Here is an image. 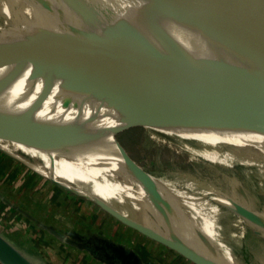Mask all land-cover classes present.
<instances>
[{
	"label": "bare ground",
	"instance_id": "bare-ground-1",
	"mask_svg": "<svg viewBox=\"0 0 264 264\" xmlns=\"http://www.w3.org/2000/svg\"><path fill=\"white\" fill-rule=\"evenodd\" d=\"M40 32L59 46L35 40ZM107 33L264 71V61L216 36L185 0H0V37L32 38L33 48L56 55L46 67L29 60L0 65V148L223 264H264L247 241L264 251V224L236 211L264 219V118L199 78L79 44ZM112 92L145 98H114ZM128 122L187 161L153 171L139 166L116 137ZM151 175L180 192L167 197L152 190ZM229 183L238 193L246 188L245 198L232 197L237 189Z\"/></svg>",
	"mask_w": 264,
	"mask_h": 264
},
{
	"label": "water",
	"instance_id": "water-1",
	"mask_svg": "<svg viewBox=\"0 0 264 264\" xmlns=\"http://www.w3.org/2000/svg\"><path fill=\"white\" fill-rule=\"evenodd\" d=\"M185 2L195 18L211 26L216 36L228 38L242 45L244 49L264 61V0H185ZM47 37L56 48L59 46L57 40ZM67 38L71 39L72 37L67 36ZM34 39L38 41L40 38L36 36ZM23 43L21 45L24 46H19L20 43H16L17 46L2 44L0 46V65L29 60L36 65L46 67L55 62L56 55L52 53L51 49H35L30 40ZM79 44L118 53L194 76L208 82L228 96L242 101L254 109L258 116L264 118V71L262 70L205 52L187 50L157 40L136 38L118 33H107L100 38L83 37ZM42 45L47 46L43 42ZM110 96L137 100L145 98L144 95L132 92H112ZM132 124L138 123L128 122L125 127ZM81 195L91 199L126 225L179 252L195 264H223L180 240L166 236L150 226L112 211L108 205L97 198ZM236 211L250 220L264 224L263 218L247 210L236 209ZM0 262L2 264H38L15 247L1 232Z\"/></svg>",
	"mask_w": 264,
	"mask_h": 264
},
{
	"label": "crops",
	"instance_id": "crops-1",
	"mask_svg": "<svg viewBox=\"0 0 264 264\" xmlns=\"http://www.w3.org/2000/svg\"><path fill=\"white\" fill-rule=\"evenodd\" d=\"M0 204L12 215L8 217L6 211L9 222L0 224V231L38 264H195L187 258L172 263L178 254L171 262L159 261L154 254L150 257L144 245L152 243L150 238L115 219L97 216V209L84 202L54 193L42 198L0 189ZM16 219L27 229L17 225Z\"/></svg>",
	"mask_w": 264,
	"mask_h": 264
},
{
	"label": "rangeland",
	"instance_id": "rangeland-1",
	"mask_svg": "<svg viewBox=\"0 0 264 264\" xmlns=\"http://www.w3.org/2000/svg\"><path fill=\"white\" fill-rule=\"evenodd\" d=\"M36 36L37 37L39 36L40 38L38 39V41L40 40L44 44H47L48 46H51L53 48L55 47L54 43L43 33L40 32ZM6 38L7 37H2V36L0 37V46H2V44H8L9 46H17L15 45L16 43H20L19 46H24L21 44H24L23 42L25 41L14 40V39L6 41ZM116 137L119 143L124 147L128 157L132 161L136 162V164H138L139 166H146L150 168V171H153L154 169H162V165H165V168L166 167L174 168L175 165H180L187 161V157L179 156L178 154L171 152L165 146L164 147L156 146L154 144V141L147 136L144 128L140 124H132L128 127L120 129L116 133ZM28 164L30 163L26 164L22 160L21 161L18 160L0 148V189L1 190H5V189L11 190L12 189V190H18L19 192H29V193L34 194L35 196L42 197V198H46L48 197V195L54 193V194H57V196L61 198L67 197L71 201L75 200L77 202H84L85 204H90V206L97 209V216H98V213H100L101 215L117 220L118 224H123L125 226H128L122 221H120L113 214L105 210L103 207L96 204L91 199L84 197L77 191L70 189V188H66L56 182V180L66 182L64 179H61L53 174H50L35 165H32V164L28 165ZM187 168L189 171L188 173L190 174H193L196 171V169L193 167H187ZM201 179L202 177H200L198 181H202ZM150 185H151L150 187L152 188V190L161 191L167 197H171L172 194L174 193L178 194L180 192V190L168 189V185L165 182H163L161 179L154 177L152 175L150 176ZM159 185L163 186V188H161ZM74 186H77V185H74ZM77 187L80 188V186H77ZM227 187L230 189L232 188L235 190L237 189V191L234 192L235 194L231 193L232 197L234 198L244 197L245 198V195L247 192L246 188L241 189V193H238L240 190H238V188L235 187V185H233L232 183L227 184ZM230 192L232 191L230 190ZM2 206L3 205L0 204V224H3V223L8 224L9 221H6L5 217L8 215H9L8 217H11L12 215H11V212L7 210V208H3ZM91 210L87 208V211H90L89 214H91ZM6 211L9 212L8 215H7L8 212L6 213ZM16 222H17V225H19L20 227L27 229V226L24 222L18 221L17 219H16ZM147 238L149 237L147 236ZM146 240L147 242H150L148 241V239ZM151 240H152L151 241L152 243H144V245L147 246L146 248H149L150 250V254H149L150 257L152 254H154V257L158 259L159 261L171 262L172 259H175L176 256H179V258L181 259L179 260V258L177 257L175 261L172 263L184 262L183 259L186 257L181 255L179 252L153 239ZM10 241L15 247H17L22 252H24L28 257L32 258L26 251H24L18 245L16 241L14 240L13 241L10 240ZM247 241L250 244V247L252 248L255 254L261 255L262 257H264V251L261 249V247L259 246L257 242H255L253 239L249 237H247ZM174 254L175 255L178 254V255L174 256ZM154 257L152 255V258ZM184 260H187V262H191V260L189 259H184Z\"/></svg>",
	"mask_w": 264,
	"mask_h": 264
},
{
	"label": "built area",
	"instance_id": "built-area-1",
	"mask_svg": "<svg viewBox=\"0 0 264 264\" xmlns=\"http://www.w3.org/2000/svg\"><path fill=\"white\" fill-rule=\"evenodd\" d=\"M0 264H2V263L0 262Z\"/></svg>",
	"mask_w": 264,
	"mask_h": 264
},
{
	"label": "trees",
	"instance_id": "trees-1",
	"mask_svg": "<svg viewBox=\"0 0 264 264\" xmlns=\"http://www.w3.org/2000/svg\"><path fill=\"white\" fill-rule=\"evenodd\" d=\"M1 232V231H0ZM2 233V232H1Z\"/></svg>",
	"mask_w": 264,
	"mask_h": 264
}]
</instances>
